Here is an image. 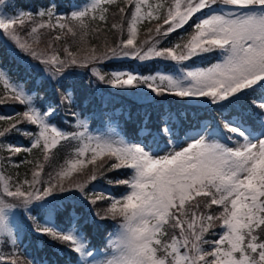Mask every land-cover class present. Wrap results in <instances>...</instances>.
Instances as JSON below:
<instances>
[{
    "label": "snow or ice",
    "instance_id": "6c2138e0",
    "mask_svg": "<svg viewBox=\"0 0 264 264\" xmlns=\"http://www.w3.org/2000/svg\"><path fill=\"white\" fill-rule=\"evenodd\" d=\"M105 3H113V0H93L83 10L74 11L67 22L56 25L52 24V9L38 11L40 22L24 11L13 16L0 14V30L20 53L26 54V59L30 58L29 63L35 62L33 67H39L42 73L57 81L69 75L74 67L91 66L92 74L99 81L117 89H138L146 97L149 91L155 96L205 97L221 107L226 106L225 102L233 104L246 94V90H254L255 86L264 88V0H165L155 6L148 0H128L132 7L120 8L121 13L128 11L131 16L128 38L121 39L115 47L99 54L93 49L91 54L82 57L67 46L62 49L63 56L52 44L45 50L33 47V43H39L40 30L45 28L66 29L67 34L76 37L77 32L71 26L75 22L81 34H86V20L97 19L95 13H100L99 20L106 19L104 13L108 9L102 7ZM196 14L200 17L193 20ZM142 19L163 20L168 25L166 29L157 25L158 38L144 41L146 48L136 45V22ZM189 21H192L194 34L187 43L158 47L160 40L188 25ZM29 23L31 27L27 35L37 37L33 43L21 38V29ZM55 39L59 40L61 36L57 35ZM214 50H219L223 59L211 67L191 70L184 64ZM120 58L139 61L160 58L175 61L179 67L174 69L175 75H141L120 69L106 75L96 66ZM0 82L4 94L11 93L9 99L27 106L24 112L15 114L20 118L17 123H29L39 129L31 137V147L9 146L12 154L38 149L48 162L50 150L62 140L78 141L76 157L91 152L90 164H95L97 158L103 156L114 157L116 161L110 166L104 161L94 167L91 181H95L104 170H133L129 178L115 181L130 189L122 198L100 194L89 200L95 206L99 200L110 199V206L104 209L103 215L95 212L98 218H123L120 233L115 239L109 237L103 261L96 260V253L89 248L75 223L67 230H61L52 220L54 209L50 207L49 198L73 189L87 198L85 183L71 180L74 172L86 167L84 160L79 158L69 161L55 174L48 173L47 180L42 179L44 164L40 163L33 169L31 180L10 182L9 177L0 175V232L6 233L5 242L17 244L16 234L9 229L6 210L19 208L25 210L31 222L26 224L29 231L65 245L78 254L77 264H264V132L254 136L242 118L226 119L223 126L226 139L236 143L234 148L197 139L177 151L171 140L172 129L165 121L159 135L161 138L169 136L171 150L159 156L146 144H128L119 139L58 130L51 124L58 110L56 104H49L43 111L37 108L34 100L38 97L10 82L2 67ZM4 102L0 99V103ZM64 103H74L71 90L61 93L59 104ZM258 107L264 109V102ZM257 115L264 121V115ZM11 118L0 115V120ZM80 125L87 127L84 121H80ZM13 130H18L15 123L0 130V137ZM65 180L69 182L64 183ZM213 205L222 208L218 215L207 211ZM42 211L48 213V219L43 223L40 220ZM216 221L222 222L224 231L218 239L209 241L205 239V233L215 227ZM205 244H211V250H207ZM0 264L4 261L0 260ZM10 264L20 262L12 259ZM27 264H34V261L29 260Z\"/></svg>",
    "mask_w": 264,
    "mask_h": 264
},
{
    "label": "trees",
    "instance_id": "16d2710c",
    "mask_svg": "<svg viewBox=\"0 0 264 264\" xmlns=\"http://www.w3.org/2000/svg\"><path fill=\"white\" fill-rule=\"evenodd\" d=\"M73 1L77 2V0H13L12 5L13 7H21L24 10L31 6L33 8V11H36L39 6L48 8L53 7L52 3H56L57 9L63 8L69 11V8ZM162 2H165V0H162ZM105 7L108 9L107 12L104 13L106 19L101 21L99 20L98 15L96 16L97 19L95 20H87L86 23L88 24V28L86 29V34L82 35L79 27L77 26H74V30L77 32L76 37H73L71 34H67L66 31L64 32V34H62V37L66 39V42H69L71 44L73 43V39L77 38V52L85 51V53L87 52L88 54H91L93 49H95L96 53L99 54L110 47H115L117 44H119L121 39L128 38V27L131 22V16L128 11L121 13L120 8H130L132 6L130 4L128 6H125L121 2H113L110 4H106ZM162 21L163 20H145V22L143 23L144 25L142 24V27L140 25L141 28L139 29V33L136 36V43L140 45L144 44V41L149 40L151 35L154 34L155 25L162 24ZM113 24L117 25V27L113 28ZM45 35L48 34L45 33ZM183 36L184 33L177 30L164 39L160 40V44L158 46L173 47L174 43H180L182 41ZM154 38L158 37L154 36L153 39ZM2 48L4 47L0 48V55L3 57L4 66H8L7 70L12 71L15 69V67H13L12 65H8L10 63L9 59L6 58L5 52ZM219 55L220 54L216 51L210 53V56H207V54H202L198 57V59H200L198 62L207 63L209 60H211V58H217L219 57ZM212 62L214 61H211V63ZM165 63V67L167 68H169V64H176L175 62ZM99 65L101 66H96L98 68L100 67L101 71L103 72L102 74L106 75H110L109 71L116 68H134L136 66L141 75H147L149 73H154L158 68H160V66H163V63L151 60L139 61L133 58H120L113 59ZM18 68L19 70L22 69V67ZM76 77L77 78L69 76L68 78H65V82L63 84L54 81L52 82V89L47 88L48 81L45 78H42L38 83L34 79H31L30 84L38 89L39 94H43L44 102L48 101V103L50 104L58 105L61 93L65 92L66 90H71L74 97V103H72L71 105L67 103L59 104L60 106L58 105L59 107H57L59 109L61 108L63 117H66L67 120L72 121V115L75 110L81 109L83 115H91L90 127L92 129L103 128L107 122V118H109L110 120H117V125L121 133L131 142L143 141L148 146H152L153 142L155 141L154 133H159V131L162 130L163 115L168 116L170 128L172 129V131L176 130V134H171L176 138H181L188 129L198 127L204 119H207V122L211 121V124L209 123V125H213V119L218 120L221 118L220 115L222 113V108L220 107H214V109H210L215 115L214 118H211L207 111L196 114L187 105H181L177 103L176 101H174V99H184L181 97H176L174 95H169L172 98L164 95L158 96V99H154L152 101L141 102L139 100V98H141L140 94L135 95L133 93V90L138 89H126V91L123 92L121 96L126 95L133 98H131L130 100H121V98L115 96L114 93H111V91H115L116 89L112 88L110 85L105 84L101 81H97L95 78H92L85 74ZM3 87L4 86L0 82V99H2L1 94L3 93ZM95 87H100L106 93L104 100L102 99V96L104 95H98L95 91ZM130 91L133 95L128 94L130 93ZM262 93H264V88H256L254 90H250L245 97H242L235 102L238 103L237 105L243 103L245 106H249L251 103L250 99L257 98L261 96ZM149 98L151 99L150 96ZM4 100L8 99L5 98ZM169 100L173 102L168 103ZM39 103L42 105L41 99ZM19 104L20 103L18 101H11V103H8V105L14 106L21 112L22 109ZM2 106H5V104ZM118 108L120 109L119 114L115 112ZM239 110L240 109L231 104L228 111L229 116L237 113ZM3 111L4 109L2 110V112ZM102 111H105V113H103ZM18 120L19 117L16 119V116L12 117L10 120H0V130L9 128L14 123L16 124V128L18 129L6 134L5 137H0V157H2L0 159V170L5 173L6 177L10 178V182H15L17 180L23 181L25 178L31 180L33 169L38 163H40L44 164V168L41 174L42 179L47 180L48 173L55 174V172L62 167L61 165L66 162L65 160H67V156L70 155L72 150L71 145H73L74 143L76 144V142H69L64 140L61 141L60 144H58L56 148H54L53 152L51 151L52 153L50 154V160L48 162L44 161L43 153L38 151V149H33L28 153L22 150L19 154L14 155L8 150L9 146L16 144L17 142H23V147H25L28 141V132H30V129H26V132L23 133V130L28 125L24 122L17 123ZM55 120L57 121V124L59 126L65 127L68 133L73 130L70 122H67L65 119H60V117L57 116L55 117ZM143 127L147 128V132H141V129ZM29 128L34 130L33 126ZM168 140L169 137L167 135H165L163 138H161L159 135L158 141L168 142ZM29 161L31 163H29ZM104 161H107L108 166H110V159H108L107 156L102 157L101 160L97 161L93 165L94 167H96ZM92 170L88 169V172H86L85 170H80V173H75L71 177V180L74 182L85 183V192L87 193V198L84 196V194L76 189L64 192L65 195L63 194L62 196H66L69 198H73L75 195H77L75 199H80L82 204L72 199L62 200L61 202H59V204L56 203L54 205V218L55 222L60 225V227L66 228L69 225V221L71 220V218H69L67 215H64V217L60 219V216L57 215V213L66 212L68 209H70L71 211L74 207L77 206L76 208L78 209L76 212L77 214L81 215V217L76 222L86 220L82 224V228L84 229L83 233H85V236L89 240L88 245L93 247V249H98L105 246V242H103L105 236L111 230H113V228L117 227V225L123 223V218L119 216L114 220L110 218H98L95 215V212L99 211L101 215H103L104 209L108 208L110 199L106 198L104 200H99L97 204L93 206L89 202V200L91 198H95L96 195L106 193L93 192L92 187L97 182L99 184H108L107 186L110 185V187L111 185L114 186L113 184L115 183V181H117L115 175H121L122 173H120L117 169H113L111 171L104 170L102 174L98 175L95 181H91L90 175ZM121 170H123L124 173L120 180L127 179L133 174L131 171L128 172L127 169L121 168ZM108 181H113V183L110 184L108 183ZM68 182L69 181L64 183ZM116 188V190L113 189V192L117 198H120V196L124 194V192L128 189L126 185L121 184H118ZM197 199L202 200L203 198L198 197ZM218 210H221V207L213 205L212 208L207 211L218 215V212H215ZM221 230L222 222L216 221L215 227L209 229V231L205 233V239L209 241H215L218 238ZM178 231L179 230H177V233ZM43 238V252L45 253L43 255L38 254V260L44 257L48 258L49 264H54V262H58L59 264H70L71 262H75L77 260L78 254H74L72 251L68 250L65 245L54 242L49 237L44 235ZM209 245L210 244H205V246ZM13 257H15V259H17L20 264H27V261H29V259L21 253L13 255Z\"/></svg>",
    "mask_w": 264,
    "mask_h": 264
},
{
    "label": "rangeland",
    "instance_id": "374dc122",
    "mask_svg": "<svg viewBox=\"0 0 264 264\" xmlns=\"http://www.w3.org/2000/svg\"><path fill=\"white\" fill-rule=\"evenodd\" d=\"M12 1L13 0H3V2L0 3V14L5 15V16H13V15L17 14L20 11H24V12L31 13L32 15L37 17V22H40L39 17L37 15L38 12H35V13L30 12L31 11V7H29L27 10H23L20 7H13ZM122 1L123 2L126 1V4L128 3L127 2L128 0H113V2H119V3L122 2ZM92 2H93V0H84V2L82 4H80V5L72 4L69 16H67L64 13L65 11H63L62 9L58 10L56 8V6H57L56 3H52L53 7L49 8V9H52L53 12H54V17H53V20H52V24L56 25L58 22H67V18L71 17V14L74 11L83 10L84 8L88 7ZM148 3L153 4L155 6L158 3H162V0H148ZM106 4L107 3L102 4V7H105ZM39 10H47V9L40 8ZM205 11H207V10H205ZM99 14H100L99 12L95 13L96 16H98ZM143 15H144V10H142V12H141V16H143ZM60 17H63L64 19L63 20L58 19ZM199 17H200V14H196V16L193 17V20H197ZM88 20H90V19H88ZM145 20H149V19H142V20H139V21L136 22L137 34L139 33L138 32L139 29L141 28L140 25H142L145 22ZM191 24H192V21H189L188 25H185L183 28L178 29L179 31L184 33V36L182 37V41L180 43H174L173 46L177 45V44L183 45L184 43H187V41L190 39V36L192 34H194V28L191 26ZM157 25L158 24L155 25L154 34L151 35V37H150L152 39H153L154 36H156V27H157ZM159 25L162 26V28H164V29H166L168 27V25H165L163 23V21H162V24H159ZM71 26L74 27V26H77V25L75 24V22H73ZM30 27H31V24L29 23V24H26L23 29H21V38L22 39H28V41L30 43H33V41L36 40L37 37L28 36L27 35V32L30 30ZM152 27H153V24H152ZM65 31H66V29L59 30L56 27L42 29V30H40L39 35H38L39 43H33V47H38L40 50H45L49 44H52L53 48L55 50H57V51H60L61 56H63L62 49L65 46H67V47L70 48V50H72L74 53H76L77 56H79V57L88 55V53L87 52L85 53V51L84 52H82V51L80 52L79 51L80 53L76 51V48L78 47V44H76L77 38L73 39V43L72 44L69 43V42H66V39L62 37V34H64ZM45 33H47L48 35H45ZM58 34L61 36V39L56 40L55 37ZM150 38H149V40H150ZM136 45H138V44L136 43ZM138 46H144L146 48V45H144V44H140ZM1 47H4L2 49L5 52L6 58L9 59V62H15V63H18V64H22L25 67L26 72H30L32 75H34L37 78V80H39L41 77L45 78L48 81L47 88H49V89H52V85H53L52 82L56 81V82H59V83L63 84L65 82L64 79L68 78L69 76L77 78L76 76H81L82 74H85V75H88V76H90L92 78H95L97 81H99V79L92 74V72L90 70L91 66H89L88 68L74 67V68H72L70 70V74L69 75H67L66 77H64L63 79H61L59 81L50 78V76L47 73H42L40 71L39 67H33L35 62L33 61V62L29 63V59L30 58L26 59L25 58L26 54L20 53L19 50L13 46L12 42H10L8 40V38L3 35L2 30H0V48ZM177 51H179V49ZM207 56H210V53H207ZM198 57H194V58H192L189 61H185L184 64L187 65L189 69L196 70V69H200V68L211 67L213 64L221 62L222 59H223V57L220 55L219 59H217V60H209L207 62L208 64L204 63L202 65H200V64L197 65V63H199L198 61L200 60V59H198ZM151 61H157V62H161V63H163V62H170V63L175 62V61L171 62V61L160 60V58H153V59H151ZM211 61H214V62L211 63ZM98 66H101V65H98ZM0 67H2L4 70H6V67L4 66V62H3V57L1 55H0ZM178 67L179 66L176 65V64H174V65L169 64V68L161 67L159 70L155 71L153 74L149 73L148 75H155V74H158V73L159 74H164V75H175L176 71H174V69H178ZM116 69L129 70V71H134V72L139 73L138 71H136L134 69H129V68H116ZM116 69H113V70H116ZM111 71L112 70H110L109 72L111 73ZM20 72L21 71H17L16 70L14 73H11V74L6 73V75L9 77L10 82L17 83L19 86L23 87L24 90L29 95H35L36 97H38V99L34 100V104L36 105L37 108H40L42 111L47 109V107L49 106V103H46V101L44 102L43 94L37 93L36 89L31 88L30 85H26L25 83H23L21 81L18 82V81L14 80L13 76L19 74ZM37 74H38V76H37ZM112 88H114V87H112ZM256 88H260V87L255 86L254 89H256ZM114 89H116V90L115 91H111V93H114V95L119 97V98H121V100H123V99L130 100L131 98H133L131 96H126V95L125 96H121L122 93L125 92L126 90H121V89H117V88H114ZM95 91L97 92L98 95H101V94L104 95V96H102V99L104 100V97H105L106 93L100 87H95ZM144 91H148V90H144ZM131 93L132 92L130 91V93H128V94L133 95ZM133 93L135 95L140 94V90H133ZM247 94H248V90H246V94L245 95H241L240 99L242 97H245ZM10 95H11V93H8L7 95H5L4 92L1 94V98L3 100L5 98H7L8 100H4L5 102L1 103L0 107L2 105H4V104H5V106H2L0 108V115L4 114L5 116H11V117L16 116V119H17L19 116L15 115V114H17L18 111L16 110V108L14 106L8 105V103L9 102L11 103V101H12L11 99H9ZM140 96H141V98H139V100L141 102H148V101H152L154 99H158V96L155 97V95L151 94L150 91L148 92L147 97L145 95H143V94H140ZM149 96L151 97V99L149 98ZM166 96L172 98L169 95H166ZM39 98H42L41 99L42 105L39 103L40 102ZM147 99H149V100H147ZM183 99L184 100L174 99V101H176L177 103H179L181 105H183V104L187 105L196 114L197 113H202L204 111H207L209 113V116L211 118H214L215 115L212 113V111L210 109L211 108L214 109V107H220V108H222L221 109V111H222L221 115H224V117H228L229 116L228 111H229V107H230L231 104H227V102H225V105H226L225 107H221L218 104H212L210 102L209 98H205V97L183 98ZM170 100H169L168 103H172L173 102V101H170ZM250 101L252 102V106L253 107H258L259 103L264 102V95L259 97V98H257V99H255V100L254 99H250ZM254 101H255V103H253ZM237 104H238L237 102H234L232 105L236 106L240 110L237 113L231 115L232 118L228 119V120H236L237 118H242L246 122L245 123V127H247L248 131L252 132L254 134V136H259L261 132H264V126H262V124H264V121L259 119L258 115H257L258 113L261 114V115H264V109H262V112L259 111V112L256 113V115H257V119H256L254 116L248 115L250 112H254L252 107H247L243 103H241L239 105H237ZM58 105H59V103H58ZM58 105H57V107H58ZM23 106L25 108H23L22 111H25L27 106L26 105H23ZM3 109H4V111L2 112ZM58 111L59 110H57V112ZM75 111H76L75 114H74L75 121L73 122L74 129L70 133H85L86 135H90V136H100V137L110 138V139H119V140H123L124 142H126L128 144H145L144 142H141V141L132 143L128 139H126L123 136V134H121V132H120L117 124L115 123V121L112 122L110 120H107L106 125L102 129H91L89 127V125H88V117L81 115L80 114V112H81L80 109H76ZM116 113L119 114L120 110L119 109L116 110ZM56 115H57V113H56ZM163 119H164V121H163V124H164V122L167 120V116H164ZM53 120H51V124L56 126L58 128V130H61V131L65 132V133H67L64 128L59 127L58 125H56ZM80 121H84L86 123V125H87L86 129L80 125ZM221 123L224 126V122H221ZM218 124H219V122L217 121V124H215L216 126L208 127V125H209L208 122L207 121H203L200 124L199 127L188 129L185 132V134L181 137L180 140H172L173 141V146L175 147V150H177V151L182 150L184 147H187L188 143L194 142L197 139H205L208 142H219V143H222V144H226L228 147H233L234 148L236 146V143L234 141H229V140L226 139V136H227L226 130L224 129V127H220V125H218ZM31 126L32 125L28 123V127H26L25 129H30V132H28V135L31 134L30 136L32 137L36 133H38L39 129L37 127L36 130L34 131L33 129L29 128ZM25 129L23 130V133L26 132ZM145 131H147L146 127H144L142 129V132H145ZM175 133H176V131H175ZM155 134L159 135L158 132H155ZM31 137L29 138L28 145H26L25 147H23V142L22 143L18 142L17 144H14L12 146H18V147H21V148L23 147V149H27V148L31 147V144L33 142ZM240 142L241 143L243 142L242 138H241ZM253 142H255V140ZM78 144H79V142L76 141V145L77 146L74 148L73 152H71L70 155L67 156V160H65L67 162H64L61 166L62 167H66L69 161L79 158V159L84 160L85 165H86V167L82 168L81 170H85L86 172H88V169L92 170L94 168L93 164L88 163V161L91 159L92 153L91 152H87L82 157H76L75 151H76V148L78 147ZM150 148L152 149V151L156 155H159V156H162V155L166 154L168 151L171 150V146H168V142H159V143H156V144L150 146ZM53 150H54V148L50 150V154L53 152ZM23 151H25V150H23ZM25 152H28V151H25ZM1 158L2 157H0V159ZM101 158L102 157H98L97 161L101 160ZM108 159H110L109 163L116 162L114 157H112V158L108 157ZM127 170L133 171L130 168H127ZM75 173H80V170L74 172L73 175ZM0 175L5 176V173H3L2 170H0ZM115 176H116L117 180H120L121 177L123 176V173L121 175H115ZM67 181L68 180H65L64 182H67ZM107 185L108 184H99L97 182V183H95V185H93L92 191L93 192H97V193H99V192L102 193L103 192V193H106V194H111V197H115V196H112V193H111V190H110L111 188L109 189L107 187ZM113 185L114 186H112V185L111 186L112 187H116L118 184L114 183ZM129 191H130V189L127 192H129ZM59 194H61V195L57 194L56 197L49 198V200L51 201L50 207L53 208L54 210H55L54 205L56 203L59 204V202H61L62 200H65V199H72V200H75V201L81 203L80 199H75L77 197V195H75L73 198H69V197H66V196H62L64 193H59ZM125 194H123V195H125ZM123 195L120 198H122ZM109 206H110V200H109L108 207ZM76 207H74L73 210H71V211H70V209H68L66 212L57 213V215L60 216V219L62 217H64V215H67L69 218H71V220L69 222L71 224L75 223L77 228H78V230L82 233L83 229L82 228L80 229V225L85 220L80 221L78 223L75 222V221L79 220L80 217H81V215L77 214L76 211H77L78 208H76ZM220 211H222V208H221V210H218V211H215V212H218V214H219ZM6 214L8 216V220H9V229L13 233H15L16 236H17V244L16 245H12L10 242H5L6 241V233L0 232V260H3L4 264H8V263H10V261L12 259H15V257H13V253H16V255H17V253H21L25 257H27L29 260L34 261L35 264H49L48 263V260H49L48 258L44 257V258H41L40 260H38V258H37L38 254H42L43 255L45 253V252H43V246H44L43 240H44V238H43V235H37L35 232L29 231V229L26 226V224H30L31 222L28 220L27 213L25 212V210L19 209V208H11V209H7L6 210ZM54 214H55V212L53 211L52 220L55 223V225L58 228L61 229L60 225H58L55 222ZM33 215H37V214L33 213ZM46 219H48V213L42 211L41 214H40L41 223H43V221L46 220ZM71 224H70V226L68 228L71 227ZM121 224L122 223H120L119 227L114 229L112 233L110 232L111 234H109V236L106 238L107 247H108V244H109V237L111 236L112 239H115V237L120 233ZM223 231H224V229L222 227V231L219 234V236L223 233ZM83 235H84V237L86 238V240L88 242L89 240L87 239L85 234H83ZM219 236H218V238H219ZM204 247L207 250H211V244L209 246H205L204 245ZM89 248L91 249L90 246H89ZM94 249H97V248H94ZM93 251L96 253V260L98 262L99 261H103L105 259V256H106L105 248L102 251H96V250H93ZM182 251H183V249H182ZM73 263L74 262H71L70 264H73ZM54 264H59V263L58 262H54Z\"/></svg>",
    "mask_w": 264,
    "mask_h": 264
}]
</instances>
